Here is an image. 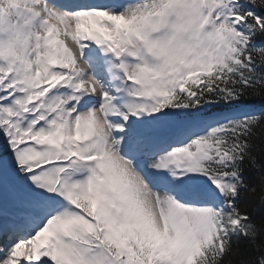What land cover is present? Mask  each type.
I'll return each mask as SVG.
<instances>
[{
    "label": "snow or ice",
    "instance_id": "6c2138e0",
    "mask_svg": "<svg viewBox=\"0 0 264 264\" xmlns=\"http://www.w3.org/2000/svg\"><path fill=\"white\" fill-rule=\"evenodd\" d=\"M7 3L0 264H214L261 117L200 110L264 95V0Z\"/></svg>",
    "mask_w": 264,
    "mask_h": 264
},
{
    "label": "trees",
    "instance_id": "16d2710c",
    "mask_svg": "<svg viewBox=\"0 0 264 264\" xmlns=\"http://www.w3.org/2000/svg\"><path fill=\"white\" fill-rule=\"evenodd\" d=\"M256 46L264 47V44L256 40ZM254 56L257 65H264V57L259 54ZM257 91L264 93V88L258 86ZM240 107L251 110L261 119L240 137L245 142L241 158L235 160L230 168L236 172L232 179L239 187L236 200L235 197L232 198V206L225 208V211L231 213L232 208H235L247 216V220L226 232L223 236L227 240L225 250L215 257L214 264H260V258L264 257V95L241 103L206 104L202 106L200 114L207 115ZM250 232L255 234L251 235Z\"/></svg>",
    "mask_w": 264,
    "mask_h": 264
},
{
    "label": "clouds",
    "instance_id": "9594fccd",
    "mask_svg": "<svg viewBox=\"0 0 264 264\" xmlns=\"http://www.w3.org/2000/svg\"><path fill=\"white\" fill-rule=\"evenodd\" d=\"M0 5L3 6L5 11H7L10 8V5L7 3V0H0ZM251 191H255V189H251ZM225 195H235V193L226 192ZM241 231H244V229L241 228ZM189 234H191V232ZM250 234L254 235L255 233L250 232ZM226 244H227V240H224V245H226ZM224 250H225V248H223V250L221 252L216 253V257H218L221 253H223ZM199 255H200V249L198 246L194 245L191 254L187 258L186 264H195V257H197ZM260 264H264V257L260 258Z\"/></svg>",
    "mask_w": 264,
    "mask_h": 264
},
{
    "label": "bare ground",
    "instance_id": "6f19581e",
    "mask_svg": "<svg viewBox=\"0 0 264 264\" xmlns=\"http://www.w3.org/2000/svg\"><path fill=\"white\" fill-rule=\"evenodd\" d=\"M236 114H238V116L240 115L239 113H236ZM233 117L234 116V114H229V115H223V116H215L214 118H212V119H214L215 121H216V124H219V123H222V122H224L225 120H227L229 117Z\"/></svg>",
    "mask_w": 264,
    "mask_h": 264
},
{
    "label": "rangeland",
    "instance_id": "374dc122",
    "mask_svg": "<svg viewBox=\"0 0 264 264\" xmlns=\"http://www.w3.org/2000/svg\"><path fill=\"white\" fill-rule=\"evenodd\" d=\"M41 259H44L43 257Z\"/></svg>",
    "mask_w": 264,
    "mask_h": 264
}]
</instances>
